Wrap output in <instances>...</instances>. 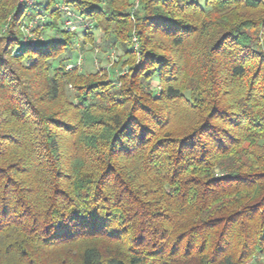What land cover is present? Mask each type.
Masks as SVG:
<instances>
[{"label": "trees", "instance_id": "16d2710c", "mask_svg": "<svg viewBox=\"0 0 264 264\" xmlns=\"http://www.w3.org/2000/svg\"><path fill=\"white\" fill-rule=\"evenodd\" d=\"M134 1L0 0V264L264 255V0Z\"/></svg>", "mask_w": 264, "mask_h": 264}, {"label": "rangeland", "instance_id": "374dc122", "mask_svg": "<svg viewBox=\"0 0 264 264\" xmlns=\"http://www.w3.org/2000/svg\"><path fill=\"white\" fill-rule=\"evenodd\" d=\"M195 2L201 7L204 8L205 0H195ZM61 8V6H58ZM134 9V3L132 10ZM134 11V10H133ZM35 23H31L32 27H34ZM84 28H87V24H83ZM74 29V27H73ZM22 30V29H21ZM23 31V30H22ZM77 44H80V47L75 50V54H77V68L81 72H96V71H107L108 73L112 70V67L118 61V55L120 54L116 48L113 47H105L106 45L103 43V36L99 35V33H95L96 43L94 45L87 44L81 46V31L77 28ZM119 70L115 69L113 73L115 75L119 74ZM245 264H264V255L257 256L256 258L246 262Z\"/></svg>", "mask_w": 264, "mask_h": 264}, {"label": "built area", "instance_id": "2783aa9c", "mask_svg": "<svg viewBox=\"0 0 264 264\" xmlns=\"http://www.w3.org/2000/svg\"><path fill=\"white\" fill-rule=\"evenodd\" d=\"M37 0H19V6H25L27 8H33L36 4ZM138 6V0H135L134 1V9L135 10ZM60 11H64L66 13V16L69 17L70 14L64 9V8H59ZM64 28L68 31V32H73L74 29H73V26H72V23L70 20H67L65 23H64ZM32 29V25L31 23H29L28 25L22 27V30H23V34H24V42H27V41H34L35 40V37L32 35V33L30 32ZM131 43H132V46H133V50L136 51L137 49V43H136V39L133 37L132 40H131ZM77 66V64H76ZM71 68V67H68V69Z\"/></svg>", "mask_w": 264, "mask_h": 264}]
</instances>
